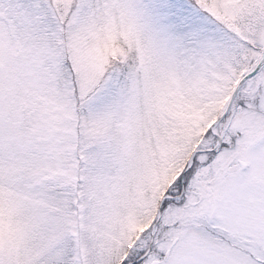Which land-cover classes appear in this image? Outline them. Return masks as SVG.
Segmentation results:
<instances>
[{
  "label": "snow or ice",
  "instance_id": "snow-or-ice-1",
  "mask_svg": "<svg viewBox=\"0 0 264 264\" xmlns=\"http://www.w3.org/2000/svg\"><path fill=\"white\" fill-rule=\"evenodd\" d=\"M0 264H264V0H0Z\"/></svg>",
  "mask_w": 264,
  "mask_h": 264
}]
</instances>
